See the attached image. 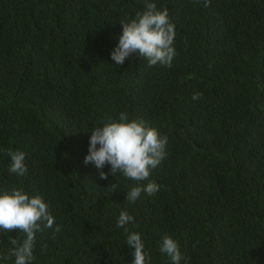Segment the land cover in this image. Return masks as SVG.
Instances as JSON below:
<instances>
[{"label":"trees","instance_id":"trees-1","mask_svg":"<svg viewBox=\"0 0 264 264\" xmlns=\"http://www.w3.org/2000/svg\"><path fill=\"white\" fill-rule=\"evenodd\" d=\"M152 2L175 26L170 67L111 58L145 0H0V190L22 186L54 217L31 264H131L122 210L150 264H172L164 235L180 264H264V0ZM121 112L167 136L149 177L159 191L134 203L127 192L147 180L85 163L90 132ZM9 150L25 153V176ZM10 237L23 234L0 232V257Z\"/></svg>","mask_w":264,"mask_h":264},{"label":"clouds","instance_id":"clouds-1","mask_svg":"<svg viewBox=\"0 0 264 264\" xmlns=\"http://www.w3.org/2000/svg\"><path fill=\"white\" fill-rule=\"evenodd\" d=\"M210 0H204L207 7ZM122 33L119 34L118 45L111 52V58L116 65H122L126 58L137 54L146 59L148 66L170 67L176 54L175 26L169 17L167 7L158 8L152 0H145L143 11H138L129 20H121ZM196 92L193 99L202 97ZM89 152L85 163H94L103 169L110 165L114 176L123 175L126 178L140 182L148 181L146 185H134L127 192L126 200L135 202L142 192L154 196L159 191V185L150 180L151 170L165 159L167 136L162 135L155 127L148 125L143 119H130L127 112H121L118 118H109L103 126H97L90 132ZM11 158L10 173L25 176L28 169L25 164V153L20 150H9ZM108 172L101 171V179H108ZM116 183L110 188H115ZM54 217L47 203L40 195L30 196L22 186H12L0 190V232L11 233L13 230L23 234L22 238L10 237L12 247L7 256L14 257V264H31L34 259L33 250L37 232L51 228ZM136 226V218L128 211L122 210L117 227L123 228L127 234V245L134 249V259L131 264H150L151 256L145 251L142 235L130 231L126 225ZM60 226H56V231ZM162 254H166L172 264H180L182 254L178 242L170 235H164L159 242Z\"/></svg>","mask_w":264,"mask_h":264}]
</instances>
